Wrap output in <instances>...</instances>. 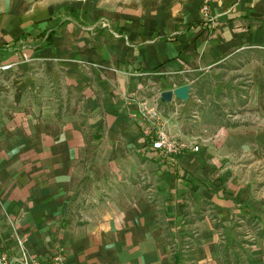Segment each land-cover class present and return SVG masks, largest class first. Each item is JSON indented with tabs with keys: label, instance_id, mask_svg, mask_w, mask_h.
<instances>
[{
	"label": "crops",
	"instance_id": "obj_1",
	"mask_svg": "<svg viewBox=\"0 0 264 264\" xmlns=\"http://www.w3.org/2000/svg\"><path fill=\"white\" fill-rule=\"evenodd\" d=\"M201 1L0 0V252L264 264V0ZM228 66L229 104L201 99ZM147 109L199 150L152 149Z\"/></svg>",
	"mask_w": 264,
	"mask_h": 264
},
{
	"label": "built area",
	"instance_id": "obj_2",
	"mask_svg": "<svg viewBox=\"0 0 264 264\" xmlns=\"http://www.w3.org/2000/svg\"><path fill=\"white\" fill-rule=\"evenodd\" d=\"M212 8H213V0H202L200 6V15L204 21H212ZM101 25L108 26V21H101ZM9 66H5L4 68H8ZM143 115L147 118L149 122V127L145 129V134H150L155 130V137L152 141V149L157 151L160 155H172L173 157H178L180 154L189 147L194 145V142L191 140H187L180 137L171 136L163 126H161L158 121L160 119V115L156 109H147L144 110ZM194 151L199 150L198 145L193 146ZM20 245L24 244V239L22 237L18 238ZM22 257L20 260L22 264H66L65 257L62 253H58L51 257L50 260L46 262H41L37 259L30 258L24 249L21 247ZM16 257H12L8 252L1 251L0 252V264H13L16 261Z\"/></svg>",
	"mask_w": 264,
	"mask_h": 264
},
{
	"label": "rangeland",
	"instance_id": "obj_3",
	"mask_svg": "<svg viewBox=\"0 0 264 264\" xmlns=\"http://www.w3.org/2000/svg\"><path fill=\"white\" fill-rule=\"evenodd\" d=\"M239 75V71H237L236 68L228 66L198 77L199 79L196 87L200 91V98L205 99V101L209 103H214L215 100L221 101V98L224 97L222 100H225L226 103L229 104L227 100L231 98L233 91L236 90L237 84L244 81L239 79ZM9 254L11 255V253ZM12 257H16L17 260L15 262L21 261L20 258L22 257V253L20 258L17 256Z\"/></svg>",
	"mask_w": 264,
	"mask_h": 264
},
{
	"label": "water",
	"instance_id": "obj_4",
	"mask_svg": "<svg viewBox=\"0 0 264 264\" xmlns=\"http://www.w3.org/2000/svg\"><path fill=\"white\" fill-rule=\"evenodd\" d=\"M189 85H183L180 87H177L173 90H167L162 92V99L165 101H171L173 95H175L178 99L186 101L189 97Z\"/></svg>",
	"mask_w": 264,
	"mask_h": 264
},
{
	"label": "trees",
	"instance_id": "obj_5",
	"mask_svg": "<svg viewBox=\"0 0 264 264\" xmlns=\"http://www.w3.org/2000/svg\"><path fill=\"white\" fill-rule=\"evenodd\" d=\"M66 11H69V12H74V10H68V9H66ZM64 22H56V21H54L53 23H52V26H51V29H50V32H49V35H48V38H47V41H46V43H49V42H51L52 41V38H53V36L55 35V33L57 32V29H58V27L61 25V24H63Z\"/></svg>",
	"mask_w": 264,
	"mask_h": 264
}]
</instances>
